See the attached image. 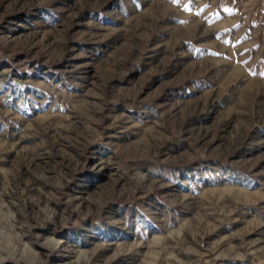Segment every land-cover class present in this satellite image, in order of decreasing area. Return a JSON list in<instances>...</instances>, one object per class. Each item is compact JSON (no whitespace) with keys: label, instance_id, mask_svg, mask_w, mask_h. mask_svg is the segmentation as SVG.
<instances>
[{"label":"rangeland","instance_id":"374dc122","mask_svg":"<svg viewBox=\"0 0 264 264\" xmlns=\"http://www.w3.org/2000/svg\"><path fill=\"white\" fill-rule=\"evenodd\" d=\"M0 264H264V0H0Z\"/></svg>","mask_w":264,"mask_h":264}]
</instances>
